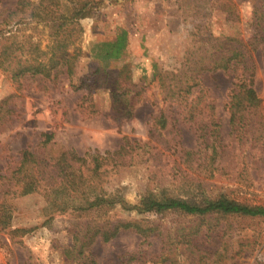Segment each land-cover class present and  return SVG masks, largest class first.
Returning a JSON list of instances; mask_svg holds the SVG:
<instances>
[{"label": "rangeland", "instance_id": "rangeland-1", "mask_svg": "<svg viewBox=\"0 0 264 264\" xmlns=\"http://www.w3.org/2000/svg\"><path fill=\"white\" fill-rule=\"evenodd\" d=\"M18 1L0 0V15ZM92 1V17L80 22L71 76L28 75L14 82L0 70V198L24 150L34 152L44 167L70 153L106 156L130 142L136 149L124 161L132 159V166L109 162L98 188L101 195L122 197L126 208L83 218L53 208L50 201L53 196L61 201V191L52 197L41 189L9 196L12 209L0 223V264H64L62 253L72 246L77 224L119 220L150 223L157 230L147 238L121 233L109 243L96 240L90 252L97 264H264V218L133 209L147 192L196 204L224 195L264 207V49L258 41L264 35L252 19L262 0ZM33 26L28 21L9 29L19 41L33 35L46 46L49 30ZM122 30L128 32V46L121 59L102 60V44ZM219 37L257 48L254 88L263 103L238 127L231 126L227 110L236 84L232 73H199V64L215 61ZM184 73L193 106L167 96L160 82V75ZM85 84L88 88H81ZM125 97L132 100L130 117L115 109ZM162 117L165 127L159 124ZM211 131L218 134L213 146ZM43 134L53 135L46 147Z\"/></svg>", "mask_w": 264, "mask_h": 264}, {"label": "trees", "instance_id": "trees-1", "mask_svg": "<svg viewBox=\"0 0 264 264\" xmlns=\"http://www.w3.org/2000/svg\"><path fill=\"white\" fill-rule=\"evenodd\" d=\"M262 2L261 7L254 8L252 19L256 29H260L259 33L264 35V0ZM93 4L92 0H37L32 4L27 0H19L14 9L0 15V70L8 74L14 82H19L28 75L46 78L56 77L59 74L71 76L78 57L77 44L83 32L80 22L92 17ZM227 8L229 17L234 21L233 4L230 3ZM28 21L34 25L33 30H38L40 27L49 30L46 46L43 47L40 40H34L33 35L19 41L16 32L9 29L12 25L17 27ZM258 41L263 43L264 49V36ZM102 46L99 55L102 60H120L128 46V32L120 31L113 42L103 43ZM213 47L215 61L208 66L199 64V73L211 69L232 73L236 84L229 96L227 110L231 126L238 127L246 113L259 109L263 103L254 88L257 70L254 54L257 48L252 47L250 43L227 37L216 38ZM71 48H73L72 53ZM184 77L185 73L179 78L174 74L160 75V82L166 89L167 96L180 104L189 103L193 106L192 100L189 101L191 87H184V84H187ZM168 80H170L169 84L166 83ZM83 87L88 88L86 84L81 86ZM131 101L130 98L125 97L123 103L119 104L120 109L119 105L115 107L121 112V116H131ZM159 124L165 127L166 121L163 117L159 120ZM214 132L211 131L209 135L212 146L218 135ZM42 136L44 138L42 146L46 147L52 141L53 135ZM135 149L136 143L127 142L118 152L106 153V156L79 157L70 153L63 155L52 166L46 164L44 167L43 161L36 157L34 152L24 150L17 168L8 179L10 182L4 185L5 190L0 198V223H6L12 209L7 197L25 196L40 189L51 197L61 191L64 196L61 201L55 200L53 196L50 202L54 209L64 215L77 212L86 218L88 214L100 212L108 214L118 206L126 208L122 197L113 194L101 195L98 188L103 182L102 174L106 171L109 162L119 166H132V159H128L127 162L124 159ZM56 179L59 181L57 182ZM133 209L138 214H162L171 211L189 216L217 214L264 218V207L238 203L224 195L216 199L206 198L201 204H196L165 193L147 192L141 196L138 205ZM156 230L157 228L150 223L133 220H119L115 223L110 221L79 223L71 233L72 246L64 249L62 253L64 264H97L90 252L96 240L109 243L121 233H133L147 238Z\"/></svg>", "mask_w": 264, "mask_h": 264}]
</instances>
